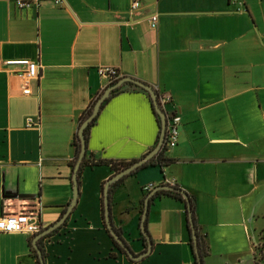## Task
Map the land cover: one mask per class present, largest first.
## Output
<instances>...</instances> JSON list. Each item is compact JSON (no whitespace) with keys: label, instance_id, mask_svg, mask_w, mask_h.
Returning <instances> with one entry per match:
<instances>
[{"label":"crops","instance_id":"1","mask_svg":"<svg viewBox=\"0 0 264 264\" xmlns=\"http://www.w3.org/2000/svg\"><path fill=\"white\" fill-rule=\"evenodd\" d=\"M140 1L131 12V0L26 8L0 0V216L38 208L41 230L63 216L74 194V134L110 85L99 67L111 65L171 96L168 108L181 115L179 142L166 151L175 161L133 170L111 192L112 222L126 243L146 250L142 199L170 183L195 200L205 264H255L264 251V0ZM7 58L39 62L31 93H23L22 67L7 68ZM141 88L125 82L101 105L87 139L95 158L137 160L154 148L159 121ZM113 173L109 164L78 172L73 210L38 240L45 264H195L186 203L173 195L150 199L145 257L114 243L101 210V186ZM40 231L0 232V264H38Z\"/></svg>","mask_w":264,"mask_h":264},{"label":"water","instance_id":"2","mask_svg":"<svg viewBox=\"0 0 264 264\" xmlns=\"http://www.w3.org/2000/svg\"><path fill=\"white\" fill-rule=\"evenodd\" d=\"M125 82H132L137 86L142 87L143 89L147 90L153 100L154 108L155 111L159 114L160 116V136L157 144L152 148L146 155L143 157L133 161L131 164H129L127 167L124 169L120 170L119 172L115 173L113 176H111L108 181L105 184V219H106V224L107 227L111 233V235L117 240V242L120 244V246L126 251V253L135 260L142 259L145 257L153 248V239L147 229L146 225V219L148 216V210L150 206V199L151 197L158 191V190H173L177 191L182 194L183 198L186 200L187 208H188V218L191 224L192 228V237L194 241V247L195 251L198 256V264H204L202 257L200 256L199 253V246H198V233H197V226H196V221L194 218L193 210H192V204H191V199L189 193L184 190L182 187L176 185V184H170V183H164L158 185L154 190L150 191L149 194L145 197V205H144V210L141 218V230L145 234L147 238V248L143 252L136 254L131 247L125 242V240L120 236V234L117 232L111 218V202H110V185L117 180L121 179L122 177L126 176L133 170L137 169L141 165L145 164L148 162L150 159H152L162 148L163 144L165 143V138H166V131H167V114L165 110L161 107L158 99V92L155 89V87L139 78H136L134 76H129L125 75L122 77H119L115 83L110 84L104 92L97 98L95 101L92 111L90 114L82 121L79 127V137L81 139V149L77 158V161L74 165V173H73V181H74V194L73 198L63 214V216L57 220L56 222L52 223L51 225L47 226L46 228L42 229L39 233H37L34 241V246L35 249L37 250L39 257H40V262L41 264H45V258L43 254V250L41 246L39 245L38 240L45 235L49 234L50 232L54 231L55 229L59 228L62 223L66 220L70 212L73 210L79 196V179H78V172L81 168L82 160L86 154L87 151V140L85 136V128L90 124V122L98 115L102 103L106 100V98L109 97L110 93L115 90L116 88H119L123 83Z\"/></svg>","mask_w":264,"mask_h":264},{"label":"built area","instance_id":"3","mask_svg":"<svg viewBox=\"0 0 264 264\" xmlns=\"http://www.w3.org/2000/svg\"><path fill=\"white\" fill-rule=\"evenodd\" d=\"M60 2L62 0H55ZM41 0H15V4L18 8L31 7L34 4L39 5ZM141 6L140 0H131V12ZM153 21L158 19V14L152 16ZM7 68L19 65L22 69L19 74L24 80L23 93H31V82L39 77V62L30 58H7L4 61ZM99 73L108 78L109 83L117 80L120 77V71L117 67L111 65H102L98 69ZM161 107L167 114V131L165 144L167 148L175 147L179 142L180 137V123L181 115L176 108H168V104L172 100L169 95L158 96ZM33 118H27V124H32ZM154 186L153 183H149L145 186L147 189H151ZM42 228L39 217V209L35 207H23L19 211L8 212L0 216V232H25L34 234L40 231Z\"/></svg>","mask_w":264,"mask_h":264},{"label":"trees","instance_id":"4","mask_svg":"<svg viewBox=\"0 0 264 264\" xmlns=\"http://www.w3.org/2000/svg\"><path fill=\"white\" fill-rule=\"evenodd\" d=\"M115 82H116V80L113 81V82H111L110 84H113ZM130 84H133L134 85V83H132V82H130ZM135 86H137V85H135ZM119 89H120V87L119 88H116L115 90H113L112 93H111V95H113L114 93H116V91H118ZM141 89H143V88H141ZM143 90H145V89H143ZM145 91H147V90H145ZM147 93H148V96L150 97V100H151L153 109L155 111L154 104H153V100H152V98H151V96H150V94H149L148 91H147ZM111 95L108 98H106V100L102 103V106L111 97ZM95 101H96V99L91 100L89 106L82 112V114L80 116L79 124L77 126L76 131H75L74 139H73V147H74L73 148L74 149L73 151H74V153H73V158L71 160V166H73V167H74V165H75V163L77 161V158H78V155H79V152H80V149H81V139H80L79 134H78L80 124L82 123V121L92 111V108H93V105H94ZM155 114L158 117L159 126H160V116H159V114L156 111H155ZM96 119H97V116L85 128L86 140L88 139V135H89V132H90V128L96 122ZM159 136H160V131H159V134H158V138H157L156 144H157V142L159 140ZM166 151H167V146L164 143L163 146H162V148L160 149V151L152 159H150L148 162H146L145 164L141 165L137 169H139V168H141L143 166H146L148 164L158 163L162 167H164V166H166L168 164L173 163L175 161V158L168 156L166 154ZM135 160L136 159H132V160H114V159H108V158H95V156L92 153L86 151V154H85V156H84V158L82 160V164H81V168L79 170V173H80L81 169H83L85 166H94V165H97V164H109L111 166V168L113 169V171H114V173L111 175V176H113L115 173H117L120 170L124 169L125 167H127L129 164H131ZM137 169H135V171ZM124 177H122L121 179L117 180L115 183H113L110 186V188H109V191H110V199H111V192L113 191V189L115 188V186L118 185L124 179ZM107 181H108V179L105 180L103 182L102 186H101V192H102V197H101L102 209L101 210H102V218H103V222H104L105 226H107V224H106V219H105V202H104L105 193H104V190H105V184H106ZM161 194L173 195V196H175V197L183 200L186 203V200L183 198L182 194L179 193V192H177V191H173V190H159L153 196H160ZM190 199H191V204H192V210H193L194 218H195V221H196V217H195V200H194V198L191 195H190ZM144 202H145V196L142 199V204L143 205H144ZM186 221H187V228H188L189 233H190L189 243H190L191 248H192V252H193V256H194V262H195V264H198V256H197V253L195 251L194 241H193V237H192V228H191V224H190V221H189V218H188V208H187V204H186ZM196 226H197V233H198L199 253H200V256L202 257L203 262H204L205 261V257L209 254V244H208V241H207L206 234L201 230L200 226H198L197 223H196ZM107 229H108V227H107ZM116 230L120 234V236L123 238V236H122V230L120 228H116ZM108 231H109V229H108ZM110 235H111V233H110ZM111 237H112L114 243L122 251H125L120 246V244L117 242V240L112 235H111ZM142 238L144 239V241H146V236H145L144 233H142ZM39 242H40L39 245L41 246V248L43 250L44 257H45V250L42 247L41 240ZM32 251H33V256L36 258L38 264H41L39 254H38L37 250L35 249V247L32 248ZM255 264H264V251L262 249H260V250L257 251Z\"/></svg>","mask_w":264,"mask_h":264}]
</instances>
